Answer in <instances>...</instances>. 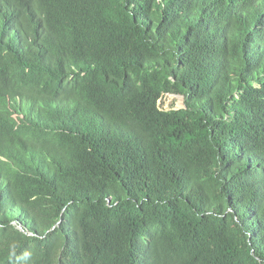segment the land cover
Instances as JSON below:
<instances>
[{
  "label": "trees",
  "instance_id": "obj_1",
  "mask_svg": "<svg viewBox=\"0 0 264 264\" xmlns=\"http://www.w3.org/2000/svg\"><path fill=\"white\" fill-rule=\"evenodd\" d=\"M0 264H264V0H0Z\"/></svg>",
  "mask_w": 264,
  "mask_h": 264
},
{
  "label": "rangeland",
  "instance_id": "obj_2",
  "mask_svg": "<svg viewBox=\"0 0 264 264\" xmlns=\"http://www.w3.org/2000/svg\"><path fill=\"white\" fill-rule=\"evenodd\" d=\"M166 100H167V103L169 102V105H170L172 102L175 101V96H174V95H172V96L169 95V96L166 98ZM175 102H176V104H177L178 106L183 105V99H182V97H177V100H176ZM167 103H166L165 107H167Z\"/></svg>",
  "mask_w": 264,
  "mask_h": 264
},
{
  "label": "water",
  "instance_id": "obj_3",
  "mask_svg": "<svg viewBox=\"0 0 264 264\" xmlns=\"http://www.w3.org/2000/svg\"><path fill=\"white\" fill-rule=\"evenodd\" d=\"M183 99V98H182Z\"/></svg>",
  "mask_w": 264,
  "mask_h": 264
}]
</instances>
